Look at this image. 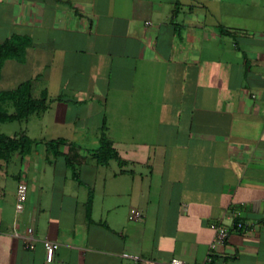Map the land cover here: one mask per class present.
I'll return each mask as SVG.
<instances>
[{
  "label": "crops",
  "instance_id": "crops-1",
  "mask_svg": "<svg viewBox=\"0 0 264 264\" xmlns=\"http://www.w3.org/2000/svg\"><path fill=\"white\" fill-rule=\"evenodd\" d=\"M11 39L0 93L46 107L0 130L32 141L0 159V264L201 263L218 227L211 264H264V0H0Z\"/></svg>",
  "mask_w": 264,
  "mask_h": 264
},
{
  "label": "trees",
  "instance_id": "trees-1",
  "mask_svg": "<svg viewBox=\"0 0 264 264\" xmlns=\"http://www.w3.org/2000/svg\"><path fill=\"white\" fill-rule=\"evenodd\" d=\"M23 47L24 44L18 39H11L0 43V68L5 59L14 58L21 60ZM30 85V83H24L12 92L0 93V100L4 98V100H11L15 108V113L13 115H8L5 111L0 110V122L21 120L38 109H45V99L41 98L40 100H34L31 96ZM61 142L62 141H56L53 144L57 146ZM100 143L101 147L98 153L102 157L106 159L118 158L111 147L110 141H108L106 137L102 136ZM31 144L32 141L24 135L9 137L0 134V159H9L16 152L26 154L30 150Z\"/></svg>",
  "mask_w": 264,
  "mask_h": 264
},
{
  "label": "built area",
  "instance_id": "built-area-1",
  "mask_svg": "<svg viewBox=\"0 0 264 264\" xmlns=\"http://www.w3.org/2000/svg\"><path fill=\"white\" fill-rule=\"evenodd\" d=\"M26 200H27V185L24 182H20L16 190V198H15L16 214L23 213ZM141 218L142 216L139 213L134 214V219L140 220ZM13 235L17 238H20L22 240L24 248L28 250L33 249L35 246V242L37 241L32 226H27L22 235H20L17 230L14 231ZM227 238H228V231L225 228L218 227L215 230L212 242L209 244L205 259L201 263H192V264H211L214 253L216 252L219 246H222L226 242ZM42 245L46 253L45 261L47 263H51L54 257V253L58 249V244L48 239H44L42 241ZM122 257L132 259L133 261L138 262L139 264H158V262H150L149 260L143 259L137 255H131L127 253L122 254ZM160 264H187V263L181 259L172 258L167 262H163Z\"/></svg>",
  "mask_w": 264,
  "mask_h": 264
},
{
  "label": "rangeland",
  "instance_id": "rangeland-1",
  "mask_svg": "<svg viewBox=\"0 0 264 264\" xmlns=\"http://www.w3.org/2000/svg\"><path fill=\"white\" fill-rule=\"evenodd\" d=\"M7 109V108H6ZM24 123L19 122H10V123H4L0 124V130L5 134H12L14 131H19L20 129H24Z\"/></svg>",
  "mask_w": 264,
  "mask_h": 264
}]
</instances>
